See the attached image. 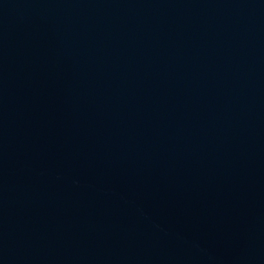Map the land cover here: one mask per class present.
<instances>
[{"label": "water", "instance_id": "obj_1", "mask_svg": "<svg viewBox=\"0 0 264 264\" xmlns=\"http://www.w3.org/2000/svg\"><path fill=\"white\" fill-rule=\"evenodd\" d=\"M0 264H264V0H0Z\"/></svg>", "mask_w": 264, "mask_h": 264}]
</instances>
